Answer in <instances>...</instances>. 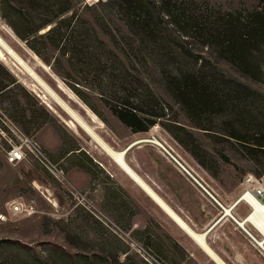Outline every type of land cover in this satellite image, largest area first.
I'll return each instance as SVG.
<instances>
[{
    "label": "trees",
    "instance_id": "trees-1",
    "mask_svg": "<svg viewBox=\"0 0 264 264\" xmlns=\"http://www.w3.org/2000/svg\"><path fill=\"white\" fill-rule=\"evenodd\" d=\"M74 6V0H0V17L47 64L51 65V59L46 52L53 50L58 54L55 60L65 58L76 73L99 77L111 97L106 104L132 132H148L160 123L210 175L217 176L213 166L218 162L196 143L192 131L166 117L167 107L172 106L157 88L190 119L196 122L208 116L214 122L212 119L219 118L223 136L234 138L246 151L264 154V93L227 76L217 66V61H225L244 78L264 84V0L254 8L233 10L214 7L208 0H106L94 4L102 8L95 13V23L78 14ZM113 17L124 26H118V32L107 27V20ZM96 22L105 24L103 32L109 42L99 36ZM71 87L96 112L77 88ZM0 113L26 134L52 117L39 97L1 62ZM196 126L214 129L211 123ZM232 129H259V133L245 135ZM71 140L73 144L66 143L61 154L75 157L74 164L103 185L104 203L114 206L112 213L130 226L124 189ZM259 164L263 176L264 161ZM136 231L146 243H154L148 227ZM168 238L184 256L180 244ZM15 243L12 245H19ZM108 244L112 250L69 252L58 246L51 254L60 255L63 264H139L121 242L112 239ZM3 248L10 246L7 243ZM120 252L127 253L123 260ZM159 252L164 254L163 247ZM33 263L59 264L57 258H43L38 252H32L27 264Z\"/></svg>",
    "mask_w": 264,
    "mask_h": 264
},
{
    "label": "rangeland",
    "instance_id": "rangeland-1",
    "mask_svg": "<svg viewBox=\"0 0 264 264\" xmlns=\"http://www.w3.org/2000/svg\"><path fill=\"white\" fill-rule=\"evenodd\" d=\"M200 1L203 2L204 0ZM208 1L212 6L226 10L239 7L254 8L261 3V0ZM74 2V10L85 18L93 20V22L95 13L102 11L101 6L84 5L82 0H74ZM106 23L107 27L116 32H118V26L124 27L116 17H113V20L112 18L107 20ZM97 24L95 27L99 36L109 42L108 36L103 32L105 24L104 26ZM0 35L24 61L23 64L28 65L33 70L35 75L30 74L24 66L18 63L19 61L3 49L0 62L6 65L28 89L33 91L52 113V117L40 129H35L27 135L33 137L40 144L51 160L59 164L65 175L64 179L61 180L35 159L11 165L6 161L5 152L0 148V264H5L7 260L12 258H16V264L31 263L32 252H38V255L43 258H57L59 264H63L60 255L53 252L51 254L52 248L61 246L69 252L82 251L84 253L100 252L104 248L109 251V249L112 250V247L108 242L112 239L121 242L123 247L127 249V253L139 264H148L143 256L128 243L130 239L126 233H129L145 248L147 251L145 255L155 264H176V261H182L183 256L172 247L170 239L167 238V231L156 226L152 214L140 212L139 201L143 200L145 203L144 199L122 193L125 203L127 205L131 203L129 207L131 210L133 209L134 213L131 225L127 226L125 219L121 220L112 213L111 210L114 206L112 207L107 201L104 203L102 184L99 183V186L91 185L88 176L85 181L83 172L74 166L75 157H62L63 146L66 143L73 144L71 140L73 139L83 151L89 153L93 160L98 161L107 169L113 172L119 167L92 135H89L72 119L58 100L74 109L107 144L116 150H123L128 144L139 138L156 136L162 142L166 140L173 144L180 154L185 158L193 159L198 165L193 155L178 143L160 123L153 125L148 132H132L106 104V99L111 97L109 91L105 90V87L103 88L99 77L76 73L68 65L65 58L55 60L58 54L53 50L46 52V55L51 59V65L47 64L29 49L26 43L14 33L1 17ZM206 55L209 54L206 52ZM217 66L227 76L264 93V84L244 78L229 63L217 61ZM70 85L77 88V91L83 95L96 112L75 93ZM154 87L156 88V84ZM101 89H104L105 93ZM157 91L172 106V109L167 107L166 117L177 119L178 123L192 131L197 139L196 143L198 142L201 147L210 151L214 156L218 163L217 166L212 165H214L217 176L210 175L206 170L202 171L211 176V185L224 202L227 205L233 204L244 193V177L248 173L260 177L259 170L263 167L259 161H264V154L258 151L254 153L246 151L234 138L223 136L221 132L225 129H222L224 126L221 119L214 118L212 119L214 122H211V119L205 116L195 122L178 105L174 104L161 88H157ZM71 122H74V125ZM197 123L205 125L211 123L214 129H201L196 126ZM232 130L245 135L259 133V129ZM171 151L176 155L175 151L172 149ZM209 162L212 163L211 160ZM199 168L201 169L200 166ZM71 189L87 191L93 204L107 214L123 231L112 224H105L91 211L77 203ZM16 204L22 207L20 211H14L13 205ZM147 208L151 209L149 203H147ZM250 209L251 207L244 201L236 208L242 214L247 213ZM129 213L132 217L133 213L130 211ZM126 215L128 216L127 213ZM145 219L147 221L146 227L150 229L154 243H146L142 233L136 231L138 229L144 230L146 227L133 226L134 222L140 225ZM255 234L262 238V234L257 230ZM161 239L164 240L162 246ZM16 241L19 245L15 247L12 243ZM7 243L10 248L4 249L3 247ZM162 247L164 254L159 252ZM2 250L3 252H1ZM127 253L120 252L121 260L125 258ZM183 264L196 263L194 260H186Z\"/></svg>",
    "mask_w": 264,
    "mask_h": 264
},
{
    "label": "crops",
    "instance_id": "crops-1",
    "mask_svg": "<svg viewBox=\"0 0 264 264\" xmlns=\"http://www.w3.org/2000/svg\"><path fill=\"white\" fill-rule=\"evenodd\" d=\"M164 143L175 151L177 157L190 172L185 170L160 145L150 141L137 142L125 153V162L136 177L128 173L123 166L118 165L116 171L112 172L98 161H93L98 163L111 180L116 181L130 196H139L144 199L145 203L143 200L139 201L140 212L152 214L156 226L164 228L168 233L167 238L171 237L185 251L181 258L182 261H176V264H183L186 260H194L196 264H264L263 248L247 232L249 230L255 233L256 229L250 223H246L248 229L238 222L249 213L248 211L242 214L236 210L244 200L241 199L234 205L236 199L233 204L227 205L212 187L211 176L203 173L202 170L205 169L199 164L197 165L193 159L185 158L173 144L166 140ZM86 153L89 155L88 152ZM63 156L69 157V153H65ZM74 166L83 172L85 181L88 176L91 185L99 186V181L92 179L82 166L76 164ZM139 179L178 218L173 216L140 183ZM109 180L107 185H110ZM102 189L104 190L103 185ZM244 202L249 205L246 201ZM147 203L151 205V209L147 208ZM128 204L131 205V203ZM129 205H127L129 208L127 210L128 217L131 215L129 211L133 213V209L131 210ZM228 207L231 209V214L226 213ZM135 211L137 212V210ZM133 217L134 213L130 222ZM142 224L134 222L133 226L146 227V219Z\"/></svg>",
    "mask_w": 264,
    "mask_h": 264
},
{
    "label": "built area",
    "instance_id": "built-area-1",
    "mask_svg": "<svg viewBox=\"0 0 264 264\" xmlns=\"http://www.w3.org/2000/svg\"><path fill=\"white\" fill-rule=\"evenodd\" d=\"M84 5H94L106 0H82ZM0 148L5 152L6 161L11 165H17L22 161L37 160L44 168L53 173L56 177L61 180L64 179V171L59 167L58 163L51 160L48 153L40 146V144L33 139V137L27 135L17 126L11 119L5 114L0 113ZM244 191L253 193L257 199L264 203V175L256 176L252 173H248L244 177ZM72 195L77 200V203L81 204L95 216L100 218L105 224H112L119 230H122L117 224H115L107 214L103 213L89 197L87 191H80L78 189H71ZM241 197V196H240ZM247 202V200H244ZM248 203V202H247ZM21 206L16 204L13 205L14 211H20ZM123 231V230H122ZM248 234L255 239L257 236L254 232L247 230ZM129 237L128 243L133 249L138 251L141 256L145 259L148 264H155L149 257L145 255L147 251L145 248L138 243L129 233H126ZM263 250L264 247L262 246Z\"/></svg>",
    "mask_w": 264,
    "mask_h": 264
},
{
    "label": "bare ground",
    "instance_id": "bare-ground-1",
    "mask_svg": "<svg viewBox=\"0 0 264 264\" xmlns=\"http://www.w3.org/2000/svg\"><path fill=\"white\" fill-rule=\"evenodd\" d=\"M2 49L4 51H6L10 56H12L13 58H15V60L19 61L18 63H20L22 66H24L27 71L31 74L35 73L32 71V69L26 65L23 64L24 62L22 61V59L13 51V49L11 48L10 45H8L3 37H1L0 35V55L3 53ZM24 68V69H25ZM59 103L61 104V106L70 114V116L72 117V119L78 124L80 125L89 135H92V137L96 140V142L106 151V153L108 155H110V157L120 166H123L126 171L129 172L132 176L136 177L135 174L132 172V170L127 166L126 162H125V155H124V149L123 150H116L114 148H112L109 144H107L93 129V127L91 125H89L85 120H83L79 114L72 109L71 107H69L68 105H66L65 103L61 102L60 100H58ZM72 125H74V122H71ZM146 139L145 141H150V142H155L158 143V141H161L159 138H157L156 136H152L150 138H143ZM140 183H142L146 189L154 196L156 197L161 204H163L172 214L173 216H175L176 218H178L156 195L155 193L144 183L139 179ZM241 199L243 200H247V202L249 203L251 209L249 211V213H247V215L245 216L244 219V225H246V223H250L258 232H260L262 234V238H259V244L260 246L264 247V203L261 202L259 199L256 198V196L253 193H248L245 192L241 194ZM233 206V205H232ZM231 206V208H232ZM230 207H228L226 209V213L231 214V209H229Z\"/></svg>",
    "mask_w": 264,
    "mask_h": 264
},
{
    "label": "water",
    "instance_id": "water-1",
    "mask_svg": "<svg viewBox=\"0 0 264 264\" xmlns=\"http://www.w3.org/2000/svg\"><path fill=\"white\" fill-rule=\"evenodd\" d=\"M14 51V50H13ZM24 62V61H23ZM33 71V70H32ZM146 139H143V138H139V139H137V140H134L133 142H131L129 145H127L125 148H124V155H125V153H126V151L133 145V144H135V143H137V142H144ZM158 145H160L164 150H166L175 160H177V162L185 169V170H187L188 172H190L189 171V169L187 168V166L171 151V149L164 143V142H162V141H158V143H157ZM128 172H129V170H128ZM137 179V178H136ZM239 200H241V197H239L236 201H235V203H234V205L239 201ZM230 209V208H229ZM239 222V224H241L242 226H244L245 228H248V226L247 225H244V222H245V220H239L238 221ZM249 229V228H248ZM258 239H259V237H255V240L259 243V241H258Z\"/></svg>",
    "mask_w": 264,
    "mask_h": 264
}]
</instances>
